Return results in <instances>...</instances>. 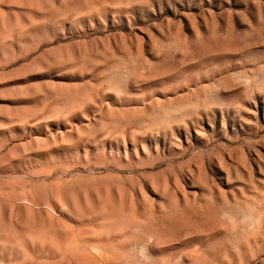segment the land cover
Listing matches in <instances>:
<instances>
[{
    "label": "rangeland",
    "instance_id": "rangeland-1",
    "mask_svg": "<svg viewBox=\"0 0 264 264\" xmlns=\"http://www.w3.org/2000/svg\"><path fill=\"white\" fill-rule=\"evenodd\" d=\"M0 264H264V0H0Z\"/></svg>",
    "mask_w": 264,
    "mask_h": 264
}]
</instances>
